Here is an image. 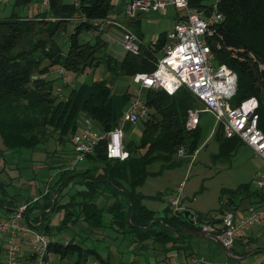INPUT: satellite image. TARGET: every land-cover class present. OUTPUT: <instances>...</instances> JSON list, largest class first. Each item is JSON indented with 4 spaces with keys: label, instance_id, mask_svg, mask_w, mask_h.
Here are the masks:
<instances>
[{
    "label": "trees",
    "instance_id": "16d2710c",
    "mask_svg": "<svg viewBox=\"0 0 264 264\" xmlns=\"http://www.w3.org/2000/svg\"><path fill=\"white\" fill-rule=\"evenodd\" d=\"M212 1L188 0V4L209 13ZM36 2L14 0L12 10L0 16V159L10 155L24 158L23 162L33 161L34 153L52 135L57 136V143L63 149L59 155L56 151L51 154L55 158L60 155L72 158L71 137L78 131L81 114H85L96 129L104 132L114 129L132 93L115 94L106 79L80 82L74 87H70L67 80L66 83L61 81L62 91H65L58 97L54 90L62 75L53 76L54 72L61 69L64 76L67 73L74 77L103 64L108 72L131 80L135 74H149L155 69L167 39L162 33L154 43H140L138 55L125 53L117 60L105 52L101 32L94 33L92 44L82 39V35L90 31L88 23L72 28L69 22L76 13L88 19L107 17L114 8L111 0H78L77 6L68 0H51L48 14L39 12L30 17L22 13ZM217 8L223 21L216 27L217 34L208 39L215 64L225 65L237 76L232 106L250 97L258 100V128L264 134V0H218ZM46 15L55 20H45ZM64 32L67 39L62 47L55 38ZM144 100L151 113L147 120L139 122L142 132L137 144L124 143L128 153L125 160L109 159L106 141H103L86 156L83 162L86 168L78 171L77 168L64 170L65 165L52 166L51 170L59 174L51 182L49 177L48 192L32 203L31 197H24L19 205L8 196V184L0 179V214H11L18 206L28 204L24 211L25 221L47 236L58 235L82 222L93 230L111 229L129 236L134 249L151 241L161 245L166 254L188 250L189 245H184L183 238L197 229L182 217H176L169 206L160 214L147 209L143 205L144 196L137 189L149 176L161 173L149 172V166L159 163L160 170L176 168L187 162L203 144L199 127L189 132L184 126L187 110L199 104L185 88L172 96L160 89H147ZM214 140L218 144V153L212 155L214 158L230 156L242 144L237 138H224L221 127L215 131ZM181 147L187 157L177 156ZM33 184L38 186L37 181ZM71 184L82 186L83 190L70 194L61 203ZM38 193L41 195L43 191ZM223 197L228 198L229 204L264 205V191L251 189L250 184L224 193L220 191V201ZM101 198L104 203H100ZM55 213H62V216L54 230L50 219ZM48 251L60 259L75 256L74 264H88L89 259L99 264H112L95 249L84 248L71 240L64 245L57 239L48 246ZM244 254L247 253L242 256ZM161 263L172 262L167 259Z\"/></svg>",
    "mask_w": 264,
    "mask_h": 264
},
{
    "label": "built area",
    "instance_id": "2783aa9c",
    "mask_svg": "<svg viewBox=\"0 0 264 264\" xmlns=\"http://www.w3.org/2000/svg\"><path fill=\"white\" fill-rule=\"evenodd\" d=\"M10 0H0V6L6 5ZM78 5V0H69ZM39 11L48 14L51 0H38ZM218 0L209 5V13L204 10L192 8L188 0H116L115 8L105 18L88 19L82 14H75L70 20L72 28L88 23L91 28L89 34L100 33L102 39L112 45H120L124 53L138 55L140 53V40L125 26L123 18L133 19L139 13H162L166 7L172 6L179 11L177 22L167 35L166 43L157 58L155 69L149 73L135 74L130 80L135 92L122 111V118L117 126L109 132L94 128L90 119L85 121L82 130L71 137L74 153L64 170H72L85 161L88 154L103 141H106V154L109 159L123 161L128 157L124 150V125H135L148 119L151 113L144 100L147 89H160L168 96L174 95L181 88L187 89L197 100V107L187 110L185 129L194 131L199 125L202 113H211L216 120L217 127L222 128L226 139L237 138L243 145L250 148L264 163V134L258 128V100L250 97L232 106L231 101L237 89V76L225 65L215 64V57L208 39L217 34L216 27L223 21V15L217 8ZM45 20L54 21L46 15ZM112 32L119 36V41ZM218 43V42H216ZM219 49V44H217ZM62 82L67 77L60 69ZM62 86H56L54 94L61 97ZM199 147L192 156L201 150ZM177 156L187 157L183 147L177 150ZM59 171L56 172V176ZM52 178L49 180L51 182ZM183 182L181 183V185ZM255 189L264 191V173H257L252 181ZM49 184L41 195L32 198L31 202L38 201L49 190ZM181 194L170 201L171 207L181 209ZM28 204L21 205L9 215L0 218V243L6 247L1 264H17L22 252L26 249L27 264H52L48 246L58 239L47 236L25 221L24 211ZM222 218L219 228L212 224L202 228L203 232L214 239L233 261L214 264H240L238 261L246 249L239 244H249L252 240L250 234L256 228L264 229V206H252L236 202L229 204L227 197L220 201ZM172 209V210H174ZM258 237V234H256ZM66 245L68 242H62ZM178 264V263H173ZM188 264H208L202 257H191ZM264 264V263H262Z\"/></svg>",
    "mask_w": 264,
    "mask_h": 264
},
{
    "label": "rangeland",
    "instance_id": "374dc122",
    "mask_svg": "<svg viewBox=\"0 0 264 264\" xmlns=\"http://www.w3.org/2000/svg\"><path fill=\"white\" fill-rule=\"evenodd\" d=\"M32 4L33 3L30 5L33 8L34 4ZM34 7L36 8L35 13H39V7L36 4ZM170 9L171 13H174L175 18L179 11L174 10L172 7ZM7 10L10 12L12 9L9 8ZM170 21L171 20L166 21L165 18H159V26L151 27L150 29L154 32L153 35L155 33L158 35L161 32L169 29ZM70 31L71 29H69V32ZM60 36L62 37V47H64L67 33L64 32ZM82 39H88V41L92 44L95 41L94 36L88 34L82 35ZM108 48L109 46L105 47V52L108 51ZM110 48H112L114 51L119 50L112 44H110ZM55 72L53 76H58L59 72ZM66 76L70 77L71 75L66 73ZM85 76L86 78L84 82H91L94 79H100L98 70H89ZM105 77L106 80H110L112 77L116 76L112 72H107ZM61 81L62 79L56 83V86L61 85ZM125 82L126 85L129 86V90L134 92V86L131 81L127 79ZM63 93L64 92L62 91V94ZM125 127L126 125H124L123 128ZM133 127L134 129L130 133H124L125 139L123 140V145L125 142H133L134 144H137L139 141L142 132L141 125L138 122ZM198 127L200 129V141L206 143V148L203 149L202 147V149L199 150V152L195 155L193 161H191L189 156V160L187 162L173 169L160 170L159 163L149 166V172L161 173L156 176H149L143 186L137 190L148 197L143 200V204L148 209L155 212H160L164 207L167 206L171 207L170 201L173 197L178 195L179 190L181 194L180 202L184 204L185 208L204 214L205 220L209 221L214 226V228L217 229L220 226V220L222 218V207L219 201L220 191H223L224 193L226 190H235L242 184H250L251 189H255L252 181L257 173H264V163L250 148L243 144L238 145L236 151L230 156L215 158L212 157V155L218 153V144L214 140V133L218 129L215 117L208 112L202 113L199 118ZM56 138V135H52L51 138L47 140L48 142H45L41 146V149L34 153L32 159L34 162L29 159H27L28 161L23 162L22 160L24 158L17 159L10 155H5L4 159H0V179L9 185L6 186L7 194L8 196L13 197L17 203L20 201L23 202L25 200L24 197L30 196V189L36 187L37 191H43L46 187L49 177H52V179H57V176L55 175L56 171L54 172V170H51V167L56 166L57 163L49 162L57 160L56 158H58H55V155L51 154L52 152L56 151V154L59 155L58 152L62 151L63 149L62 146L58 145ZM1 146L2 144L0 140V148ZM46 154H49V157H45ZM59 157L65 158L63 155H60ZM80 166L81 165H78L76 168L79 169ZM35 181H37L38 186L33 184ZM182 182L183 184L181 185ZM78 187L79 185L77 184L69 185V187L66 189L67 192L64 194L65 196L61 198L60 202L64 203L70 194L78 191ZM180 205L181 208H183L181 203ZM171 209H174V207H171ZM61 216L62 213H55L54 216L51 217L50 226L54 230L56 225H58ZM81 227L85 226L76 228L72 226L69 229L61 231L60 234L54 235V237H57L62 242H66L69 241L74 235L76 237L77 235L81 234V240L77 241V239L73 237L76 242L81 244L84 248H96L97 251L98 248L103 246L104 248L100 249L98 252L101 253V257L103 259H106L113 264H122V262L123 264H126V262H128V260L131 258V253L127 247L128 241L130 240L129 236L117 234V239L115 238V235H108L104 238L102 237V234L97 233L96 235H99L97 236L98 239L99 237H102L103 240L101 242H97L95 241V237L87 234V231ZM84 233L89 236H85ZM252 233L254 234H250L252 240L249 244H239L241 248L246 249L245 252L247 253L246 255L244 254V258L238 261L240 264L264 263V229L256 228L252 231ZM256 234H258V237H256ZM183 241L184 245H190L192 248L195 247L196 250H199L200 248L198 243L204 242L205 245L209 246L210 248H217L216 244L209 239H203V237L193 236L192 234L190 236L188 234V236L184 237ZM147 243L149 244V247L152 248L151 250H159L160 248L163 249V247L157 243H152L151 241ZM193 244H195V246ZM168 247L170 249V245L167 246V248ZM138 250L139 249L136 251ZM149 254L151 253H138L137 257L139 258L140 264H145L148 262L147 258L150 256ZM156 254L157 253H155V256ZM151 257H153V255H151ZM58 259L59 258L57 256H51V262L54 264L57 263ZM75 259V256L71 258H65L62 260V264H73ZM216 261L229 262L227 258L220 255V252L216 257ZM176 263L181 264L179 261ZM88 264L99 263L93 259H89Z\"/></svg>",
    "mask_w": 264,
    "mask_h": 264
},
{
    "label": "crops",
    "instance_id": "0c3cea01",
    "mask_svg": "<svg viewBox=\"0 0 264 264\" xmlns=\"http://www.w3.org/2000/svg\"><path fill=\"white\" fill-rule=\"evenodd\" d=\"M13 1L14 0H10L9 1V3H8V5L6 4V5H3V6H0V16H4V15H6V14H8L9 13V11L7 10V9H9V8H12V7H10V6H12V3H13ZM69 1V0H68ZM112 1V3H113V6H114V8H115V1L116 0H111ZM38 0H37V2L36 3H33L34 5L36 4L37 6H38ZM70 3H71V1H70ZM32 4V5H33ZM34 5H33V8H32V6L31 5H28L26 8H25V10H24V12H22L23 14H25V15H27V16H30V17H32V16H34V13H35V11H36V8L34 7ZM75 5V4H74ZM9 6V7H8ZM172 6H168V7H166V9L162 12V13H155V12H149V13H139V14H137L136 15V17L135 18H133V19H126V18H123V22H124V24H125V26L126 27H128L137 37H138V39L140 40V43H141V45L142 44H144V45H149V44H151V43H154L156 40H157V38H158V36L160 35V34H162V33H165L166 35H168L170 32H171V29H172V27H173V25L177 22V19H178V15H179V13H177V16L174 18V13L172 12L171 13V8ZM113 8V9H114ZM173 8V7H172ZM35 9V10H34ZM174 9V8H173ZM175 10V9H174ZM34 12V13H33ZM77 14V13H76ZM35 15H36V13H35ZM159 18H165L166 19V21H169V20H171L169 23H170V28L169 29H167L166 31H163V32H161L160 34H154L153 35V31L152 30H150L151 29V27H155V26H159V24H160V22H159ZM173 23V24H172ZM129 24L131 25V27L129 26ZM88 35H91V34H89L88 33ZM112 35L113 36H115L116 38H117V40L119 41V36L116 34V33H114V32H112ZM91 36H94V35H91ZM66 39H67V37H66ZM101 39H102V36H101ZM55 40L58 42V43H62V37L60 36V35H57L56 36V38H55ZM88 40V39H87ZM103 40V42L106 44V46H109V48H108V51L106 52L108 55H110L112 58H114V59H121L124 55H125V53L123 52V50H122V48L120 47V45H117V44H115L114 46H115V48H117V49H119L118 51H114V50H112V48H110V44L107 42V41H105L104 39H102ZM66 41V40H65ZM166 43V42H165ZM165 45V44H164ZM163 45V46H164ZM98 61V60H97ZM95 63H97V62H95ZM95 71V70H98V75H99V78L102 80V79H106V73L108 72L107 71V69L104 67V65L103 64H101V65H99L98 67H92V68H89V69H86V72L85 73H82V74H77V75H75L74 77H72V76H70V78H71V80H69V77L67 78V80H68V82L67 83H69L71 86L70 87H74V86H76V85H78L80 82H84L85 81V78H86V76L85 75H87V72L88 71ZM100 70V71H99ZM94 80H97V79H94ZM99 80V79H98ZM108 80V79H107ZM127 79L125 78V77H123V76H116V77H112L110 80H108V84H109V86L113 89V92L115 93V94H118V95H121V94H124L126 91H128V92H130V93H132V94H134V92H135V87H134V92L133 91H130L129 90V86H127L126 85V81ZM72 83V84H71ZM65 90L63 89V92H64ZM87 119H89L85 114H81L80 115V117H79V119H78V131H77V133L78 132H80L81 130H82V128H84V126H85V121L87 120ZM94 124V123H93ZM94 126V128H96L95 127V125H93ZM134 125H131V124H126V127L124 128V133L125 134H127V133H130L133 129H134V127H133ZM124 134V135H125ZM124 139H125V137H124ZM200 147H203V149H205L206 148V143L205 142H203V144L200 146ZM70 150L72 149V147H71V145H70V147H68ZM57 160H54V161H49L50 163L51 162H54V163H57V165H56V167L57 166H63V165H66L69 161H70V159H71V155L70 156H68L67 158L65 157V158H63V157H59L58 156V158H56ZM59 159V160H58ZM81 166L79 167V169H77L78 171H81V170H83L84 168H86L87 166L85 165V163H82V164H80ZM54 167V166H53ZM51 178V177H50ZM142 187V186H141ZM39 188V187H38ZM78 191H80V190H83V187L82 186H79L78 187V189H77ZM41 191V190H40ZM29 192V191H28ZM39 190L37 191V188L35 187V188H33V189H30V196L29 197H31V198H33V197H35V196H38L39 195ZM139 192V191H138ZM139 193H141V192H139ZM142 195H143V193H141ZM144 196V198H143V200L145 199V198H148V197H146L145 195H143ZM150 198V197H149ZM173 199V198H172ZM219 201H220V198H219ZM105 202V200H103V198H101L100 199V203H104ZM20 204H22L23 202L22 201H20L19 202ZM19 203H18V205H19ZM181 204H182V207L183 208H185V206H184V204L181 202ZM144 205V204H143ZM145 206V205H144ZM18 207H20V206H18ZM146 207V206H145ZM147 208V207H146ZM165 208V207H164ZM163 208V209H164ZM17 209V208H16ZM148 209V208H147ZM162 209V210H163ZM150 210V209H149ZM152 211V210H151ZM153 212H155V211H153ZM156 214H160L161 213V211L160 212H155ZM9 215V214H8ZM5 216V214H0V218L1 217H4ZM54 216V215H53ZM53 216H51V217H53ZM60 220V219H59ZM80 226H85V227H81V228H83L84 230H86L87 231V234H90V236H93V237H95V241H97V242H101V241H103L102 240V237H104L105 238V236H108V235H110V236H112V235H115V238L117 239V234L118 233H116V232H114L113 230H109V229H96V230H93V229H91V228H88L84 223H82V222H79L78 224H76V225H74V227L76 228V227H80ZM102 234L103 236L102 237H99V239H98V237L97 236H99V235H96V234ZM85 234V233H84ZM92 234V235H91ZM120 234V233H119ZM81 234H79V235H77L76 237H75V235L73 236L75 239H77V241L78 240H81V236H80ZM85 236H89V235H86L85 234ZM194 236V235H193ZM197 236H200V237H203V239L205 238V239H209L210 241H212V242H214L215 244H216V249H213V248H210L209 246H207V245H205V242L204 243H198V245L200 246V248H199V250H196V248L194 247V248H192L190 245H189V249L188 250H186V251H177V250H174L175 252H173V251H168L167 252V254H166V252H164V249H159V250H151L152 248L151 247H149V244L148 243H145V244H143V245H140L137 249H139L138 251H136L137 249H134V244H132L131 246H130V240L128 241V245H127V247H128V250H129V252L131 253V255H130V259L128 260V262H126V264H136V263H138V264H140V261H139V258L137 257L138 256V253H146V252H150L151 254H149L150 256L147 258V260H148V262H146L145 264H156V262H157V264H162L161 262L162 261H167V259L168 260H170V262H172L171 264H173V263H176V262H180V263H188L189 262V259H191V257H202V258H204L207 262H208V264H214V263H219V262H217L216 261V257L218 256V254H219V252H220V255H222L223 257H225V258H227V260L228 261H233V259L234 258H231L228 254H227V252L224 250V249H222V247L219 245V243H217V241H215L214 239H212V238H210L209 237V235H207L206 233H203L202 235H197ZM71 238L70 240L71 241H73V242H75L76 244H78V245H80V246H82L81 244H79L78 242H76L75 240H74V238ZM121 239V238H120ZM59 240V239H58ZM69 240V241H70ZM121 240H123V239H121ZM60 241V240H59ZM105 241H108V240H105ZM64 242V241H63ZM68 242V241H67ZM194 246H195V244H193ZM99 246H102V245H99ZM5 245L4 244H2V243H0V250H1V252L3 253L4 252V249H5ZM83 247V246H82ZM179 247V246H178ZM86 248H88V247H86ZM102 248H104L103 246L101 247V248H98V251L100 250V249H102ZM169 248V247H168ZM21 249H22V252L20 253V255H19V257H18V260H17V264H27V259L25 258V253H26V249H25V247L24 246H22L21 247ZM91 249H95L96 250V248H91ZM180 249V248H179ZM182 250V249H181ZM97 251V250H96ZM97 251V252H98ZM158 251V252H157ZM100 255H101V253L100 252H98ZM155 253H157L156 254V256H155ZM151 255H153V257H151ZM53 257H54V255H52ZM56 257V256H55ZM58 257V256H57ZM59 258V257H58ZM239 258H244V256H240ZM179 259V260H178ZM2 260H3V254H1V256H0V264L2 263ZM62 260H64V259H58L57 260V263L56 264H62ZM50 261H51V257H50ZM225 262V261H224ZM227 262V261H226ZM52 263V262H51ZM121 263V262H120ZM52 264H54V263H52ZM74 264V263H73ZM113 264V263H112ZM122 264H123V262H122ZM125 264V263H124ZM144 264V263H143Z\"/></svg>",
    "mask_w": 264,
    "mask_h": 264
},
{
    "label": "water",
    "instance_id": "95a60500",
    "mask_svg": "<svg viewBox=\"0 0 264 264\" xmlns=\"http://www.w3.org/2000/svg\"><path fill=\"white\" fill-rule=\"evenodd\" d=\"M173 214L176 217H182L188 224L194 226L196 229L199 230V232H189L194 236L202 235L204 233L202 228L211 224L209 221L205 220L204 214L190 209H174Z\"/></svg>",
    "mask_w": 264,
    "mask_h": 264
},
{
    "label": "flooded vegetation",
    "instance_id": "af4514ba",
    "mask_svg": "<svg viewBox=\"0 0 264 264\" xmlns=\"http://www.w3.org/2000/svg\"><path fill=\"white\" fill-rule=\"evenodd\" d=\"M192 226V225H191ZM196 232H199V230L197 229V231Z\"/></svg>",
    "mask_w": 264,
    "mask_h": 264
}]
</instances>
